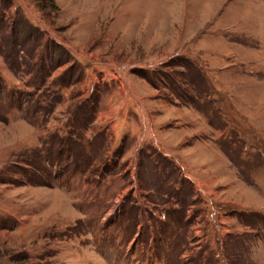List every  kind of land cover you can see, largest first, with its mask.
I'll use <instances>...</instances> for the list:
<instances>
[{"label": "rangeland", "instance_id": "374dc122", "mask_svg": "<svg viewBox=\"0 0 264 264\" xmlns=\"http://www.w3.org/2000/svg\"><path fill=\"white\" fill-rule=\"evenodd\" d=\"M0 264H264V0H0Z\"/></svg>", "mask_w": 264, "mask_h": 264}]
</instances>
